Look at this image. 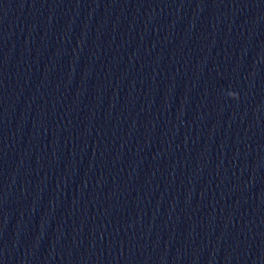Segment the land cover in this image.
<instances>
[{
  "label": "clouds",
  "instance_id": "9594fccd",
  "mask_svg": "<svg viewBox=\"0 0 264 264\" xmlns=\"http://www.w3.org/2000/svg\"><path fill=\"white\" fill-rule=\"evenodd\" d=\"M229 95H230V96H233V97H235V95H236V94H235V93H232V92H230V93H229Z\"/></svg>",
  "mask_w": 264,
  "mask_h": 264
}]
</instances>
